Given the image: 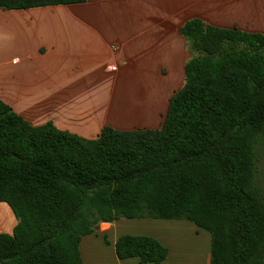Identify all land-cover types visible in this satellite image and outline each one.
<instances>
[{"label":"trees","instance_id":"obj_1","mask_svg":"<svg viewBox=\"0 0 264 264\" xmlns=\"http://www.w3.org/2000/svg\"><path fill=\"white\" fill-rule=\"evenodd\" d=\"M85 0H0V9ZM194 54L158 128L95 138L32 125L0 99V201L17 218L0 264H85L79 243L121 217L186 219L211 235L209 264H264V34L183 23ZM120 259L158 263L156 238L124 234Z\"/></svg>","mask_w":264,"mask_h":264},{"label":"crops","instance_id":"obj_2","mask_svg":"<svg viewBox=\"0 0 264 264\" xmlns=\"http://www.w3.org/2000/svg\"><path fill=\"white\" fill-rule=\"evenodd\" d=\"M127 1L119 0L117 24L110 29L86 25L81 13L87 12L72 8L83 2L58 4L64 11L44 16L67 19L68 33L63 37L66 44L27 50L17 70L7 76L17 80L13 84L18 87L19 99H9L2 92L0 99L32 125L52 122L59 129L85 138H95L104 126L149 128L133 116L140 109L139 102L127 99L134 94L124 97L117 93L115 86L104 83L106 77H149L154 64L157 75L152 76L159 77L163 66L178 65V50L182 45L188 48L180 27L192 18L217 27L264 34V0H136L137 5H128ZM144 9L151 12L145 13ZM17 10L22 9L0 12ZM109 34L115 35L118 45L108 47ZM189 58L184 60L183 70ZM11 231L3 230L0 218V233ZM124 234L156 238L167 248V256L158 263H143L138 257L120 259L114 244ZM186 235H194L195 250H186L180 243ZM210 245L209 232L186 219L121 217L101 222L94 233L83 236L79 251L85 264H209Z\"/></svg>","mask_w":264,"mask_h":264},{"label":"rangeland","instance_id":"obj_3","mask_svg":"<svg viewBox=\"0 0 264 264\" xmlns=\"http://www.w3.org/2000/svg\"><path fill=\"white\" fill-rule=\"evenodd\" d=\"M127 2L128 5L139 3L136 0H128ZM119 3V0H87L80 3L81 6L72 8L79 12H87L85 15L81 13L86 25L95 29H110L117 24V12L121 9ZM17 11L0 12V92L9 99H19L18 87L13 84L17 80L7 76L11 73L10 71L17 70V65L24 58L25 52L35 49L39 45L66 44L63 37L68 33L65 29L68 23L67 19L64 17L48 19L44 16L64 11L62 5ZM143 12L149 13L151 11L144 9ZM36 16H39V19L33 18ZM40 17L44 18L40 19ZM107 43L110 48L111 44L118 45L119 41L114 34H109ZM178 52L181 56L180 63L172 68L163 66L159 77L152 76L157 75L155 74L157 67L155 64L149 71V74H152L149 77H118L116 80L106 77L107 81L104 83L110 87L115 86L117 93H122L124 97H128L129 93L134 94V96H129L127 100L132 101L133 99L135 102H139L140 109L135 113L133 112V116L137 115L145 127L158 128L161 126L171 95L183 84L184 60L192 56L194 52L190 48H185L184 45ZM258 166L264 172V152L261 153ZM0 218H2V227L5 232H10L17 223L16 216L5 202H0ZM193 236L187 237L186 235L183 242L181 238L180 243L183 244L184 249L188 250L187 247H191L195 250L197 248ZM188 241L191 245H187Z\"/></svg>","mask_w":264,"mask_h":264}]
</instances>
